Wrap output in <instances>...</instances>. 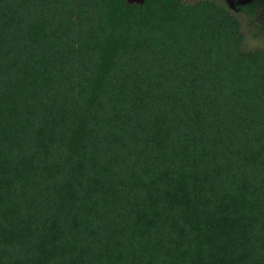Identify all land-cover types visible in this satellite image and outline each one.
Masks as SVG:
<instances>
[{
    "label": "trees",
    "instance_id": "1",
    "mask_svg": "<svg viewBox=\"0 0 264 264\" xmlns=\"http://www.w3.org/2000/svg\"><path fill=\"white\" fill-rule=\"evenodd\" d=\"M0 264H264V48L215 0H0Z\"/></svg>",
    "mask_w": 264,
    "mask_h": 264
},
{
    "label": "rangeland",
    "instance_id": "2",
    "mask_svg": "<svg viewBox=\"0 0 264 264\" xmlns=\"http://www.w3.org/2000/svg\"><path fill=\"white\" fill-rule=\"evenodd\" d=\"M141 1V0H129ZM195 1V0H186ZM217 3L226 6L240 20V26L244 33V47H250L246 43L249 32L259 37L264 42V0H215ZM260 47L264 48V44Z\"/></svg>",
    "mask_w": 264,
    "mask_h": 264
},
{
    "label": "clouds",
    "instance_id": "3",
    "mask_svg": "<svg viewBox=\"0 0 264 264\" xmlns=\"http://www.w3.org/2000/svg\"><path fill=\"white\" fill-rule=\"evenodd\" d=\"M246 43L250 48H257L264 44V42H262L259 37L253 36L250 32L246 37Z\"/></svg>",
    "mask_w": 264,
    "mask_h": 264
}]
</instances>
